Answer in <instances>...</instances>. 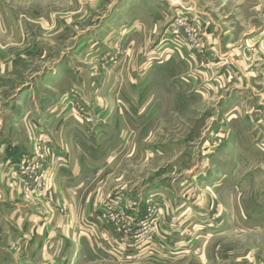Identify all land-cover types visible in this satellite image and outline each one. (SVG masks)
<instances>
[{
	"label": "rangeland",
	"instance_id": "obj_1",
	"mask_svg": "<svg viewBox=\"0 0 264 264\" xmlns=\"http://www.w3.org/2000/svg\"><path fill=\"white\" fill-rule=\"evenodd\" d=\"M132 1L51 4L87 12V30L105 28L97 49L63 60L71 88L55 113L112 126L103 129L102 148L87 146L115 157L95 184L113 194L100 218L114 228L119 251L134 252L132 264H156L145 259L161 254L174 260L178 250L189 256L174 264H264V0ZM45 5L0 0L11 33L5 44H14L5 58L16 60L0 90L8 97L40 71L31 54L20 65L18 32L25 24L34 33L30 12ZM73 35L64 36L68 47ZM38 145L50 157L44 142L32 156Z\"/></svg>",
	"mask_w": 264,
	"mask_h": 264
},
{
	"label": "crops",
	"instance_id": "obj_2",
	"mask_svg": "<svg viewBox=\"0 0 264 264\" xmlns=\"http://www.w3.org/2000/svg\"><path fill=\"white\" fill-rule=\"evenodd\" d=\"M16 1L50 6L30 12L33 14L30 22L36 26L34 33L25 32V24L18 32L24 39L21 48L26 51L20 65L29 61L27 55L31 54L38 57L40 71L14 97L0 92V264H132L129 257L134 252L119 251L114 228L100 218L113 194L103 192L104 188H97L95 184L107 174V164L115 157L112 159L108 151L93 154L87 150V146L102 148L103 129L109 130L112 126L107 123L85 126L76 117L78 122L55 114L60 99L71 88V74L66 69L70 64L63 60L72 50L97 49L101 45L97 36L105 28L100 22L92 31L87 30V12L81 9L58 12L51 4L59 0ZM2 17L0 90L6 84L8 66L16 64L15 59L5 58L6 50L14 44L8 47L5 44V37L11 33H7L10 30ZM19 20L14 15L13 25L10 24L12 31H16ZM70 32L75 40L72 47H68L72 38L68 41L64 37L70 36ZM30 38L32 42L25 45ZM61 41H66V45L60 46ZM78 86L75 89L88 94L85 86L80 83ZM38 142H44L52 153V173L44 188H35L27 197L24 196L26 176L19 164L24 158L33 157ZM117 195L115 192V200ZM146 205L137 204V210L144 211ZM143 240L142 243L146 242ZM174 252L177 253L174 260L161 254L159 260L145 261L174 264L189 256H186L188 252Z\"/></svg>",
	"mask_w": 264,
	"mask_h": 264
},
{
	"label": "built area",
	"instance_id": "obj_3",
	"mask_svg": "<svg viewBox=\"0 0 264 264\" xmlns=\"http://www.w3.org/2000/svg\"><path fill=\"white\" fill-rule=\"evenodd\" d=\"M81 111L84 110L81 109ZM86 121L90 123L93 121V119H86ZM37 150L39 152L38 154L36 153L35 157L33 156L32 158H24L19 166L21 173L26 176L24 190L27 194L33 191L35 188L37 189L46 186L52 173V158L45 157L41 153V151H45L42 146L38 145ZM123 209L124 208H118V210H116L123 212V214H121L122 217L120 214L117 215L112 213L110 215L113 222L117 223L120 217L122 219H128V217L123 216Z\"/></svg>",
	"mask_w": 264,
	"mask_h": 264
}]
</instances>
